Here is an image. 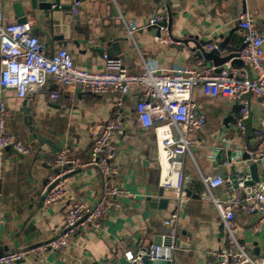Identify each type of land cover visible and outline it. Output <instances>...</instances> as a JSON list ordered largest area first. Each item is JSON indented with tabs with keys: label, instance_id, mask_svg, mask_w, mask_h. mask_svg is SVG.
<instances>
[{
	"label": "crops",
	"instance_id": "1",
	"mask_svg": "<svg viewBox=\"0 0 264 264\" xmlns=\"http://www.w3.org/2000/svg\"><path fill=\"white\" fill-rule=\"evenodd\" d=\"M38 1L50 3L51 8L33 9L31 0H0L4 22L33 19V34L45 44L47 57L64 48L77 67L95 72L105 71L104 54L122 58L130 71L138 73L146 68L162 72L188 66L207 68V61L195 55L197 47L206 50L208 44H216L226 54L237 52L242 45L238 21L246 9L254 13L264 35V0H80L77 13L73 12L75 0ZM164 7L171 18V44L161 43L158 29L150 26L152 17ZM224 68L211 67L216 73ZM53 92L61 94L58 101L50 98ZM137 96L132 92L119 101L116 94L99 97L68 91L50 80L41 92L21 99L14 90L0 87L7 130L30 149L27 155L12 145L0 150V253L43 245L63 230L66 203L44 205L40 194L51 164L66 147L83 160L89 158L95 131L114 118L121 124L113 139L120 171L116 182L131 195L121 200L123 210L110 213L101 228L83 229L68 250H39L15 264H99L147 249L171 236L172 228L165 221L175 211L179 219L171 264H207L223 246L220 217L200 195L206 188L203 178L219 175L221 158L224 174L232 175L228 152H232V163L239 164V172L251 163L241 160L249 144L236 125L235 102L210 99L201 87L194 90L191 98L206 115V124L203 131L189 135L194 141L185 157L190 199L178 206L167 196L168 203L152 202L161 199L162 190L158 141L154 130L143 129L138 121ZM248 102L256 130L263 111L253 94ZM255 139L254 132L250 141ZM221 152L224 158L218 159ZM263 177L264 162L259 164V180ZM68 184L77 201L88 205L94 204L102 188L100 174L93 167L78 170ZM214 195L229 199V183L216 188ZM237 219L240 244L249 253L264 256V227L258 232L249 227L258 215L239 211Z\"/></svg>",
	"mask_w": 264,
	"mask_h": 264
},
{
	"label": "built area",
	"instance_id": "2",
	"mask_svg": "<svg viewBox=\"0 0 264 264\" xmlns=\"http://www.w3.org/2000/svg\"><path fill=\"white\" fill-rule=\"evenodd\" d=\"M80 4V0L74 1V13L78 12ZM241 14L237 31L242 45L235 53L244 64L242 68H234L228 63L219 73L211 68L189 66L166 72L146 68L138 73L130 71L122 58L107 54L103 56L106 69L102 72L77 67L70 52L64 48L47 57L45 44L33 34L34 20L5 23L0 9V87L14 90L21 99L41 92L50 80L68 91L78 90L99 97L116 94L119 101L136 92L138 121L143 129H153L157 137L163 197H172L181 206L190 199L186 194L185 157L191 152L194 141L189 135L203 131L206 124V115L198 110L191 98L198 87L210 99L239 102L243 109L236 125L243 135L246 133L243 121L251 112V106L243 95L251 92L256 96L263 111L261 127L255 130L259 144L255 151L250 152L247 147L246 151L251 163L264 162V35L257 27L252 11L246 9ZM170 23L167 7L150 21V26L158 29V40L163 44L173 43ZM205 48L222 55L228 52L216 44H208ZM50 98L58 101L61 94L53 92ZM120 130L121 124L116 118L103 124L95 131L89 158L85 160L68 147L56 155L40 194L44 205L66 203L63 230L43 245L1 254L0 264H15L39 250L66 251L83 229L101 228L110 213L123 210L121 200L131 195L116 182L120 171L115 163L118 149L113 139ZM9 145L21 154L30 152L24 142L7 130L5 109L0 105V150ZM88 167L97 169L102 181L100 195L92 205L77 201L68 184L73 174ZM250 179L249 174L238 175L234 184L219 175L203 178L206 188L200 196L212 203L224 227V244L213 253L207 264H264V256L249 253L238 239L239 211L258 215V221L249 225L252 230L258 232L264 227V177L255 185L248 184ZM225 183H229L231 196L221 200L214 195V190ZM178 219L175 211L165 221L172 228L171 244L162 242L147 249L127 252L125 256L129 263L144 264L146 257L150 261H171Z\"/></svg>",
	"mask_w": 264,
	"mask_h": 264
},
{
	"label": "water",
	"instance_id": "3",
	"mask_svg": "<svg viewBox=\"0 0 264 264\" xmlns=\"http://www.w3.org/2000/svg\"><path fill=\"white\" fill-rule=\"evenodd\" d=\"M32 3V7L33 9H41V10H49L51 8V4L50 3H39L38 0H31ZM222 47V46H221ZM198 51L196 52V57L201 60L204 59L207 61V64L205 65L207 68H211L212 64H214V66H216L217 68H224L228 63H230L232 65V67L234 68H242V66H244L243 62H241L239 60V56L237 53H230L227 55H222L220 52L216 51V50H212V51H207L205 50L203 47L198 46ZM252 93H246L243 95V98L248 100L250 99ZM243 109V107L239 104V102H235V105L233 106V111L236 115L237 119L241 118V110ZM252 113L250 112L249 116L247 119H245L243 121V125H245L246 128V135L245 138L247 140V144H249L248 150L250 152H253L257 149V146L259 144V140H251L250 141V136L252 133L255 132V128L252 125ZM40 139V141H42V139L40 137H38ZM227 156L229 157V163L231 164V171H232V175L228 176L224 174L223 171V167H222V161L224 159H222L221 157L224 158V156H222V152L220 153V155L218 156L219 160V176H221L223 179H230L234 184L237 182L236 178L238 175H245L248 173H250V177L251 179L249 180L248 184L249 185H255L256 183H258L259 180V164L258 163H249L248 167L245 168L242 172L238 170V166L237 163H232V152H228ZM250 155L249 153L246 151L244 153V155L241 156V160L250 162ZM159 197L161 198L159 199H152L153 203L159 202V203H168L169 199L164 198L163 197V189L160 192ZM166 244H171L172 242V238L168 237V239L165 241ZM160 244V243H159ZM2 253H0L1 255ZM144 264H171V261H164V260H157V261H150L148 257H146L143 260ZM99 264H130L129 261L127 260L126 256H122V257H116L113 259H105L104 262L99 263Z\"/></svg>",
	"mask_w": 264,
	"mask_h": 264
}]
</instances>
